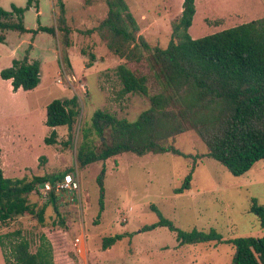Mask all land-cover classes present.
<instances>
[{
  "label": "rangeland",
  "instance_id": "obj_1",
  "mask_svg": "<svg viewBox=\"0 0 264 264\" xmlns=\"http://www.w3.org/2000/svg\"><path fill=\"white\" fill-rule=\"evenodd\" d=\"M125 1L149 44L167 47L172 38V23L180 17L184 0ZM60 2L65 4L72 45L65 46L60 30L55 36L39 32L33 56L42 66L39 85L12 98L8 85L0 82V120H4L0 128H9L6 133L0 129V167L6 177L28 180L70 168L69 172L78 178L80 195L73 192L57 195L58 209L66 218L68 229L60 230L53 225L59 222V216L54 205L49 204L46 227L34 217L17 216L0 223V235L9 243L5 234L20 229L35 240L34 251L36 235L43 230L53 242L56 264H231L235 246L228 240L264 236V228L250 211L253 198L264 204V160L246 173L234 175L218 160L208 157L205 142L195 129H188L174 139L184 155L167 152L140 156L126 152L81 168L76 159L77 145L82 139V129L96 110L105 109L119 118L135 121L151 102L146 95L123 92L117 67L126 60L109 50L98 32L90 31L106 17V0H43L41 24L60 23ZM9 3L0 6L9 8L12 3L22 6L14 0ZM37 14L32 8L26 11L24 24L28 29L38 27ZM261 17L264 0H196V14L189 32L193 38H199ZM28 42H33L31 33L11 31L8 44L0 47V63L8 57L22 58ZM65 49L71 66L63 60ZM90 61L93 65L88 67ZM133 67L139 75L147 76L152 94L162 90L151 61L147 59ZM59 78L63 83L58 82ZM73 96H77L80 109L74 125L75 139L64 145L69 129L58 126L57 142L47 144L45 138L52 131L46 124L47 105L54 99ZM94 138L100 143L97 135ZM104 165L106 195L101 212L97 177ZM193 166L191 188L176 193L175 189ZM29 201L40 208L49 201V196H44L37 187L36 192L29 194ZM152 204L177 228L185 231L214 228L224 241L181 244L177 233L166 226L143 231L145 225L159 221ZM117 234L123 238L103 249V238ZM5 251L9 254L10 249L6 247ZM0 264H7L1 245Z\"/></svg>",
  "mask_w": 264,
  "mask_h": 264
},
{
  "label": "trees",
  "instance_id": "obj_2",
  "mask_svg": "<svg viewBox=\"0 0 264 264\" xmlns=\"http://www.w3.org/2000/svg\"><path fill=\"white\" fill-rule=\"evenodd\" d=\"M106 3V17L90 31L98 32L107 48L126 60L117 67L123 92L146 95L151 105L135 121L119 118L105 109L96 110L90 123L82 129V139L77 145L76 159L81 168L126 152L140 156L167 152L184 155L175 146L174 139L188 129H195L205 142L206 155L218 160L234 175H242L264 160V17L193 38L189 30L196 14V0H184L180 17L172 23V38L168 46L162 48L152 47L140 33V25L125 0H106ZM32 7L38 13L36 29H28L24 24L25 13ZM40 16L39 0H27L24 6L12 3L10 9L0 6V43L6 42L8 31L33 35L43 31L55 36L60 30L65 46L72 45V30L67 24L63 2H60V23L57 25L41 24ZM31 47L30 43L22 58L13 59L12 64L0 72L3 79L11 80L15 92L33 90L41 81V62L30 58ZM65 50L63 60L71 66ZM147 59L157 69L161 83L162 90L156 94L150 92L147 76L139 75L133 67ZM92 65L91 61L87 64L88 67ZM79 114L77 96L51 101L47 105L46 124L52 131L45 142L56 143L59 136L56 127L67 126L68 139L63 143L71 144ZM94 135L100 138V143L95 141ZM194 169L195 166L175 189L176 193L191 188ZM70 170L28 180L6 177L0 167V223L17 216H29L46 227L45 212L48 205L53 204L59 216V222H53V225L68 229L54 192L40 208L29 201V194L36 192L40 182H54ZM105 175L104 165L97 177L101 212L105 208ZM151 208L157 212L159 221L145 225L143 231L166 226L177 233L181 244L224 241L222 234L214 228L185 231L164 217L156 205L152 204ZM250 211L264 228V204L253 198ZM36 236L37 246L33 251L35 240L20 229L5 234L9 243L0 235L7 264H56L52 241L43 230ZM122 238V234L104 237L103 249ZM228 241L235 246L231 264H264V236ZM6 247L10 249L9 254Z\"/></svg>",
  "mask_w": 264,
  "mask_h": 264
},
{
  "label": "built area",
  "instance_id": "obj_3",
  "mask_svg": "<svg viewBox=\"0 0 264 264\" xmlns=\"http://www.w3.org/2000/svg\"><path fill=\"white\" fill-rule=\"evenodd\" d=\"M62 76V75H61ZM67 81L70 84V78L67 77ZM59 83H63L62 78H59ZM38 190L40 193H42L44 196H49L52 192H54L56 195L60 192H73L77 193L79 197V181L76 175H74L73 172H68L63 178H58L54 182L51 180H46L44 182H40L38 185ZM79 243L81 241V238L76 239ZM85 242V239H84Z\"/></svg>",
  "mask_w": 264,
  "mask_h": 264
},
{
  "label": "crops",
  "instance_id": "obj_4",
  "mask_svg": "<svg viewBox=\"0 0 264 264\" xmlns=\"http://www.w3.org/2000/svg\"><path fill=\"white\" fill-rule=\"evenodd\" d=\"M11 0H0V5H2V6H8L10 3ZM14 1H16V3H18L19 5H22V6H24L25 4H26V2H27V0H14ZM42 1L43 0H39V5H40V15L42 16L43 15V8H42ZM24 2H25V4H24ZM12 5V4H11ZM11 7H9V8H7L6 7V9H10ZM32 9H35L34 7H32ZM44 25V24H43ZM10 32L11 31H8V33H7V39H6V42H4V43H0V47H3L4 45H7L8 44V38H9V35H10ZM41 32V31H40ZM43 32V31H42ZM39 33V32H38ZM38 33L37 34H35V35H33L32 33H31V35H32V37H33V42H32V44H33V47H32V50H31V57L32 58H34V59H38V58H35V57H33L34 56V49H35V46H36V42H35V38L37 37V35H38ZM21 34H30V33H28V32H26V33H21ZM51 37L52 36H49V38L51 39ZM51 41H52V39H51ZM29 44V42L27 43V45ZM52 44H53V42H52ZM53 47V46H52ZM0 57H2L1 56V54H0ZM14 59V58H13ZM13 59H12V57H8L7 59H5V60H3V61H1V65H0V72H1V70L5 67V66H10L11 64H12V61H13ZM6 68V67H5ZM0 77H1V75H0ZM0 82H3V83H6L7 85H8V89H9V91L11 92V97L12 98H14V96H16L18 93H20L21 91H24L23 89H19L18 91H13V87H12V84H11V80L10 79H3L2 77H1V79H0ZM1 114H2V111H1V107H0V116H1ZM4 120H0V124L3 122ZM1 130H5V133L7 132V130L9 129L8 127H5V126H1V128H0ZM60 230H63V229H60ZM68 233H69V231H67ZM46 233V232H45ZM82 233H83V231H82ZM46 235H47V233H46ZM48 236V235H47ZM49 237V236H48ZM78 238H80V237H78ZM49 239H50V237H49ZM51 240V239H50ZM52 241V240H51ZM53 243V242H52ZM54 256H55V249H54ZM56 263V262H55Z\"/></svg>",
  "mask_w": 264,
  "mask_h": 264
}]
</instances>
